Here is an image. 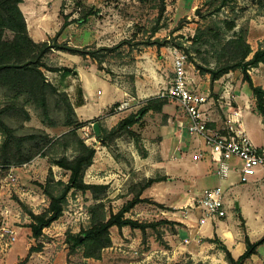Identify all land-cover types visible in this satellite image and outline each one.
Wrapping results in <instances>:
<instances>
[{
    "label": "rangeland",
    "instance_id": "1",
    "mask_svg": "<svg viewBox=\"0 0 264 264\" xmlns=\"http://www.w3.org/2000/svg\"><path fill=\"white\" fill-rule=\"evenodd\" d=\"M60 4L61 18L68 16L72 24L64 43L72 40L84 49L104 50L98 51L95 59L78 57L75 61L66 53L49 52L42 60L47 69L41 71L57 92L47 90L44 107L35 105L25 94L16 95L0 89V109L11 108L2 120L16 136L45 133L52 140L40 148L31 161L22 163L28 164L26 167L18 164L19 168L12 171L0 167V233L5 222L16 236L11 246H5V239L0 241V264H18L26 258L30 248L40 251L31 253L26 264H180L188 258L194 263L227 264L217 244L209 241L216 237L200 240L194 247L195 254L203 251L198 256L184 253V247H190L193 242L186 233V227L177 221L162 225L157 231L147 230L145 241H142L138 230L126 228L122 232L111 228V246L101 251L100 260L84 258L80 249L69 253L66 238L90 227V208L95 204H101L96 218L100 219L102 215L108 218L133 198L146 180L145 176L162 178L160 167H157L160 157L165 154L161 141L171 130L169 119L175 121L179 112L184 113L176 104L158 98L172 78L171 49L180 50L187 56L186 71L193 84L194 77L198 76L201 80L195 78L197 85L205 82L203 77L209 78V75L202 74L198 67L216 69L234 61L242 49L241 39L252 52L263 43L264 0H228L224 7L220 5L221 0H60ZM11 37L9 31L4 33L8 43ZM156 40L161 42L160 48L147 45V42ZM67 66L72 71L68 76L50 71ZM248 75L255 86L264 89V62L250 68ZM81 79L89 88L87 103L83 100ZM219 80L222 83L229 81L239 88L245 84L248 88L239 70L231 71L229 77L224 75ZM213 85L215 92H223L222 87L217 88L220 83ZM125 98L129 101H124ZM218 100L219 94L210 90L209 102L215 105V113L223 118ZM124 102L127 103L124 110L114 114V108ZM67 103L71 105L73 114L68 111ZM81 105L85 107L76 110ZM138 111L145 114L141 123L131 127L130 132H118L116 136L108 134L120 120ZM88 120L95 122V126L87 137L78 128L72 133L76 126ZM67 122H71L72 127H67ZM254 129L255 144H264V130L258 132L257 127ZM171 132L169 134L173 135ZM99 137L103 139L100 141ZM2 140L0 132V144ZM81 142L97 153L92 164L95 167L91 170L90 166L85 171L83 181L106 186V189L98 191L99 201L94 200L90 192L70 191L62 216L44 229L41 237L33 239L29 214H41L49 203L40 186L52 180L49 190L53 195L60 192L61 186L57 182L66 183L69 173L53 166L52 162L63 157L74 158L79 153ZM33 144L27 143L26 149ZM234 162L237 168L241 167L238 160ZM251 176L242 185L251 187ZM182 186L178 187L179 209L176 214L166 212L170 209L165 207V199H159L164 203H158L155 197L163 193L159 190L154 191L155 196L146 198L148 202L136 205L125 217L143 223L156 222L162 216L184 221H189L194 215L206 217L197 201L202 191L212 189L209 188L211 186L201 188L199 195H192V199L185 198ZM259 192L258 195L252 189L247 190L252 203L249 215L256 219H252L251 225L260 227L256 238H252L253 242L264 236V212L263 207H259V203L264 206V187ZM236 196L232 193L229 199L234 202ZM235 209L234 204L230 209L226 205L225 211L230 218L237 214L231 228L237 236L244 238L246 228ZM170 233L178 236L172 238ZM169 239L179 243L177 255L160 253L173 249ZM185 239L190 241L189 244ZM247 264H264V247L260 246Z\"/></svg>",
    "mask_w": 264,
    "mask_h": 264
},
{
    "label": "trees",
    "instance_id": "2",
    "mask_svg": "<svg viewBox=\"0 0 264 264\" xmlns=\"http://www.w3.org/2000/svg\"><path fill=\"white\" fill-rule=\"evenodd\" d=\"M22 0H0V89H5L14 92L16 95L25 94L30 97L35 105L44 107L46 100V92L50 90L56 93L57 90L47 82L44 77L42 69H47L43 63V58L51 51H58L69 55L79 56L81 58L95 59L98 51H91L84 48H77L69 46L67 43H59L58 37L61 32L70 25L68 16H62L63 23L59 32L45 42L35 43L27 33L25 20L18 8V4ZM228 0H221V7L225 6ZM9 31L12 35L10 43L4 38V33ZM241 42V52L232 62H228L216 69H202L198 70L202 74L209 75L210 86L221 77L231 71L239 70L242 74L243 81L247 84L250 92L255 99V111L264 117V89L255 86L248 75L250 68H256L259 64L264 62V40L259 45L255 52H252L250 46L245 43L243 39ZM147 45L161 47V42L153 41L147 42ZM52 72L62 73L68 76L72 73L69 68H56L50 70ZM162 100V99H161ZM165 101V100H163ZM68 111L73 114V109L67 103ZM11 108L9 106L0 109V132L3 140L0 144V167L8 170L9 166H16L25 162L31 161L36 155L37 151L48 145L52 140L45 133L30 134L25 136H16L14 131L7 126L2 120L3 115L7 114ZM145 112L138 111L128 117L120 120L115 128L108 132L110 136H116L118 132H130V128L139 125ZM26 119L28 116L26 115ZM84 124V123H83ZM83 124H79L75 129ZM67 127H72L71 122L66 123ZM100 141L103 137L98 138ZM33 145L26 149L27 143ZM95 155L94 148H88L82 142L80 143L79 153L72 159L60 158L53 161V166L58 167L68 172V180L66 183L57 182L61 186L58 194L53 195L49 190V184L52 180H47L46 184L40 186L44 195L48 198V207L44 212L38 215L29 214L31 223L29 229L33 239H38L42 236V231L49 228L52 223L57 221L63 213V207L66 203L67 195L70 191H78L81 193L90 192L94 200L99 201L97 197L98 191H103L106 186L86 184L83 181L85 171L93 164ZM51 173V172H49ZM166 178H148L140 186L137 193L131 200L126 202L116 213H111L108 218L104 215L100 219L96 218V213L101 207L100 202L90 208L91 223L86 230L80 231L76 235H68L66 243L69 245V253H74L77 249L82 250L84 258L100 260V253L102 250L111 246V239L109 231L112 227L121 231L122 228L128 227L130 230H138L142 235V241H145L147 230L157 231L162 225H171L166 220H158L156 222L143 223L136 220H131L125 217L136 205L148 202L146 198H140L144 190L151 187L155 183L165 181ZM162 208V205L156 204ZM242 224H245L241 215H238ZM210 243H215L218 249L224 254V259L227 264H247L250 258L257 254V249L264 244V236L255 242H251L247 236L244 237L245 250L234 259L226 248L217 238L209 240ZM39 249L30 248L26 258L18 264H26L28 257L33 252H38ZM180 264H204L202 262L194 263L190 258Z\"/></svg>",
    "mask_w": 264,
    "mask_h": 264
},
{
    "label": "crops",
    "instance_id": "3",
    "mask_svg": "<svg viewBox=\"0 0 264 264\" xmlns=\"http://www.w3.org/2000/svg\"><path fill=\"white\" fill-rule=\"evenodd\" d=\"M18 8L25 20L26 29L28 36L35 42V43H41L47 41L49 38H53L60 30L63 20L60 16V9L61 4L60 0H22L18 4ZM69 20V19H68ZM70 21V20H69ZM72 25V24H71ZM71 25H68L60 34L58 37V42H66L67 40V33L69 31V28ZM70 45L73 47L81 48L78 45H75L72 40H69ZM69 45V44H68ZM70 59H73L72 61H75L74 59H78L79 56L69 55L67 54ZM65 67V66H64ZM68 68V66H67ZM81 78V76L79 75ZM201 80L200 77H194V87L201 92L202 94H206L209 96V92L211 90L212 93L219 94V108L223 114V118L221 115H217L215 113L216 107L211 102L207 105V118L209 120V126L213 129H221L224 126V122L227 118L226 113V106L225 103H230L233 109H236L240 112L241 118H240V128L246 135V137L250 140V142L256 146L261 147L262 145H256V133H255V127H257V131L261 132L264 130V117L260 116L255 111V99L251 95L252 93L248 88H245V84L242 85V88L238 85L230 84L229 81V97L226 96L224 93L223 95L219 92H215L214 85L210 86L209 78L208 76L203 77L206 79L205 82L201 84H196V80ZM223 79V78H222ZM81 88H82V96L85 103H87L86 99V92L89 91L88 85H86L85 82H82L81 79ZM214 83H220L222 87V81L218 80ZM248 87V86H247ZM217 89V91H218ZM90 94L93 95V93L90 92ZM223 98V100L221 99ZM133 99V98H131ZM124 101H129V99L125 98ZM217 101V100H216ZM108 106V105H107ZM106 106V107H107ZM85 105H81L80 107H77L76 110L83 109ZM106 107L104 109H106ZM81 111V110H80ZM173 115V114H172ZM176 123L171 118L169 119L170 129L169 132H166V136L161 141V145L164 146V152L165 154L163 157L161 156L159 161L157 163V167H160V171L162 172V175L160 177H165L166 180L155 183L151 187L144 190L141 194L140 198H147L155 196L154 191H162L163 193L160 195H156V199H165V207L170 209V211H166L167 213H170L171 215L176 214V210L179 209V200H177V195H179V185L182 186V190L185 192V198L192 199V195L195 196L196 194L199 195L201 192V188H206L208 186H211L209 188H215L219 187L221 188L223 194H224V201L226 205L231 208V206L234 204V208L237 204V209H235L243 218L245 222V228H246V235L251 242H253L252 238H256V233L259 228L252 226L251 221L252 219L255 221L256 219L253 218L250 214V207L251 202L247 195V190L252 189V191L256 192L258 195L260 194V190L264 187V172L263 171H256L251 177L250 186L242 185L243 183H240V173L239 169L237 168V164L234 162L235 159L231 161L232 169L228 174V177L224 180H220L218 176L215 175L213 168L211 166L210 157L208 150L204 147L203 143L199 139H192L190 136L187 135L185 130H182L181 128L187 124V118L184 113H178L176 115ZM172 121V122H171ZM173 125L174 128H173ZM173 131V135L172 132ZM171 133V134H169ZM200 153L202 155V158L196 162L193 163L192 156ZM97 153L95 152L93 161L95 162ZM237 161V160H236ZM95 165H91V170L94 168ZM145 179H148V177L145 176ZM86 183V182H85ZM178 184V185H177ZM244 186V187H243ZM239 188H242L243 191L241 192ZM254 188V190H253ZM239 190V191H238ZM154 193V194H153ZM235 193L237 194L235 201L232 202L229 199V196ZM144 194V196H142ZM175 198V199H174ZM158 203H164L162 201H158ZM258 205V203H256ZM259 207H263L264 212V206L259 203ZM260 211L259 213H261ZM162 216V214H160ZM237 215V214H235ZM232 218L228 217L227 214L223 218H206V217H200L198 216H191L192 218L189 221L184 220H176L172 218H163L169 222H179L182 225L186 227V233L188 237L192 238V244L190 247H184L186 251L184 253H187L188 255H191L193 257L198 256L203 251H200L199 253L195 254L194 247L198 246L200 240L204 239H213L216 237L221 243H223L226 248L231 253L232 257L236 259L239 257L245 250V244H244V238L241 235H236L234 233L233 229L231 228L233 223L235 222L236 218L234 216ZM234 219V220H232ZM251 219V220H250ZM113 228V227H112ZM128 227H124L121 229V231H125V229ZM117 229V228H116ZM172 233H170L171 235ZM178 235H173L172 238L177 237ZM167 237V236H166ZM186 242L189 244L190 241L185 239ZM183 240V241H185ZM170 241V246L173 247L172 250L167 251H160V253L167 254V252H172V254L177 255L179 252H177V249H179V246L176 242ZM204 244V242L202 243ZM201 244V245H202ZM212 245V244H209ZM178 246V247H177ZM264 247V244L261 246ZM258 251V249H257ZM157 251H154L153 253H156ZM151 253V255L153 254ZM255 256V255H254ZM254 256H252L250 259H252ZM169 259V256L166 257V259Z\"/></svg>",
    "mask_w": 264,
    "mask_h": 264
},
{
    "label": "built area",
    "instance_id": "4",
    "mask_svg": "<svg viewBox=\"0 0 264 264\" xmlns=\"http://www.w3.org/2000/svg\"><path fill=\"white\" fill-rule=\"evenodd\" d=\"M170 54L172 57V78L166 89L159 93L158 98L174 103L183 110L187 124L181 129L185 130L191 138L202 141L208 150L215 175L220 180L226 179L232 169L231 161L233 159L241 163L239 169L241 183H246L248 177L256 171L264 172V146L256 147L246 137L240 128V112L233 109L230 103H225L227 118L223 128H211L206 114L209 96L199 92L188 77L186 71L187 56L175 48L171 49ZM230 75L231 72L225 77ZM222 89L221 94L225 93L229 97L228 82H223ZM126 106L127 103L125 102L120 104L114 108V114L121 112ZM94 126L95 122L88 120L78 129L87 137ZM201 158L200 153L192 156L193 161H199ZM27 165L22 164L19 167H26ZM16 167L18 166H9L7 169L12 171ZM197 204L207 218L219 219L226 216L224 194L219 187L203 190ZM4 239L6 240V247L11 246L16 241L14 230L5 222L1 227L0 241Z\"/></svg>",
    "mask_w": 264,
    "mask_h": 264
},
{
    "label": "water",
    "instance_id": "5",
    "mask_svg": "<svg viewBox=\"0 0 264 264\" xmlns=\"http://www.w3.org/2000/svg\"><path fill=\"white\" fill-rule=\"evenodd\" d=\"M235 208L237 209V204H236Z\"/></svg>",
    "mask_w": 264,
    "mask_h": 264
}]
</instances>
